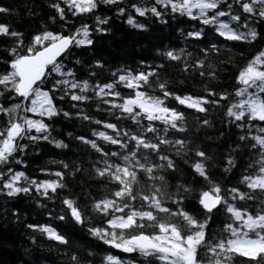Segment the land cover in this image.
I'll use <instances>...</instances> for the list:
<instances>
[{"label":"snow or ice","instance_id":"obj_1","mask_svg":"<svg viewBox=\"0 0 264 264\" xmlns=\"http://www.w3.org/2000/svg\"><path fill=\"white\" fill-rule=\"evenodd\" d=\"M46 7V22L27 42L22 32L0 23L5 64L0 71V195L27 197L38 208L59 201V212L48 209L50 219L70 221L110 248L143 258L107 254L103 264H237V258L239 264H264V47L237 68L232 93L208 87L219 78L220 66L231 63V57L223 58L228 42L264 40V0H148L131 4L130 13L124 0H46ZM104 8L117 17L128 13L126 23L139 32L148 26L137 17L178 31L184 46L169 39L135 67L117 66L109 80L98 83L96 70L107 63L98 37L109 38L112 30ZM9 11L0 6V14ZM187 22L197 26L178 27ZM169 66L183 74L180 83L198 76L203 94H177L167 77ZM91 102L111 119L87 115L84 106ZM216 108L224 109L222 123L236 129V141L222 150L219 164L210 146L191 135L211 126L208 113ZM73 116L103 129L74 137L89 151L86 162L53 161L60 167L42 168L45 179L18 170L24 166L20 157L39 141L68 148L50 129L56 118ZM178 161L188 165L186 173ZM214 167L231 174L235 184L214 177ZM77 176L81 187L73 195L68 180ZM97 181L112 187L97 196L90 183ZM256 200L262 203L255 211L245 207ZM10 218L19 221L15 205ZM217 221L220 227L214 229ZM23 227L68 250L67 236L52 226ZM68 264L91 262L73 253Z\"/></svg>","mask_w":264,"mask_h":264},{"label":"trees","instance_id":"obj_2","mask_svg":"<svg viewBox=\"0 0 264 264\" xmlns=\"http://www.w3.org/2000/svg\"><path fill=\"white\" fill-rule=\"evenodd\" d=\"M140 2L147 3L148 0H124V4L128 6L129 13L131 12V4ZM0 6L10 9L7 14H0V23L7 24L12 29L22 32L25 42L40 29L41 24L46 22L50 11L46 7V0H0ZM103 14L112 17L110 21L112 30L109 38L98 37L100 40L98 48L103 54L104 61H107L103 70H96L100 73L99 77L95 78L98 83L109 80L111 72L117 66L127 64L135 67L141 58L154 55L157 45L161 43L167 45L169 39H174L176 44L181 47L184 46V41L179 37L178 31L154 24L150 19L136 18L139 22L145 23L148 26L147 31L139 32L126 23L128 13L123 17H117L114 13L104 8ZM80 19L89 24L92 23V20L87 17H81ZM74 22L78 26L79 22L75 20ZM172 25L173 28L177 27L175 21H172ZM196 26L195 22H187L178 27L182 29L184 27ZM70 27L71 25H69ZM228 44L229 46L223 49V58L227 59L231 57V63L221 65L219 78L208 85V87L215 89L217 92H233L236 87L234 77L237 68L242 66L259 48L264 47V40L253 45L242 42H228ZM3 47L4 45L0 44V52H2ZM188 51L193 52L194 56L197 55L192 48H189ZM149 63H151L150 60ZM213 63H218V61H213ZM4 68L3 58L0 57V71H3ZM166 71L167 77L170 79L173 89L177 91V94H203V86L200 84L198 76L194 78L185 77L184 82L180 83L179 81L183 77V74L176 67L169 66ZM229 99H231V96H229ZM170 103L174 104L177 108H182V106L175 104V101H170ZM227 103V100L222 102L224 105ZM99 107L103 108L104 106L99 105ZM64 108L73 114L76 112V109H71L68 103H64ZM97 109L98 105L95 102L86 103L84 106L85 113L92 117L93 120L103 121L111 119L106 112ZM208 118L211 126L198 132L193 131L191 135L193 138L198 137L202 145L210 146V150L215 153L217 164H219L224 155L222 150L236 141V136L234 135L236 129H230L222 123L225 119L223 108H216L210 111ZM94 129L97 131L103 130L95 124L90 125L87 121L76 119L75 116H73V119L56 118L50 129L51 136L67 144L68 148L58 149L50 142L39 141L33 146L35 150H33V147H30L27 150V155L20 157L24 162V166H17L18 170L24 171L29 177L45 179L48 177L40 171L42 168L56 171L60 167V165L52 163L53 161H63L70 166L74 163L86 162L89 159V151L84 144L75 140L74 137L77 135L91 136ZM221 133H223L222 136ZM191 155L189 153L188 157H191ZM178 163L186 173L188 165L181 161H178ZM211 171L214 177L223 178L222 183L235 184L236 182L231 174H225L220 167H214ZM173 175H180V173ZM238 175L239 173H237ZM52 178L54 179L55 177ZM90 183H95L96 187L93 191L97 196L103 195L105 187H112L110 184L102 185L98 181ZM68 185L71 194L75 195L79 193L81 187L80 177L77 176L75 181L69 179ZM261 203L260 200L248 201L245 207H250L255 211ZM46 204V208H38L27 197L22 196L16 200H8L5 196L0 195V264H68V256L73 253H79L87 257V260L91 264H103V257L107 254H113L123 259L135 256L137 261L143 259L138 254L127 256L118 253L101 241L87 236L86 230L75 226L70 221L50 219L48 209H54L55 212H59L61 205L59 201H48ZM13 205L19 211V221L15 224L11 222L10 218V211ZM24 223L52 226L67 236L69 241L68 250L65 251L64 246H58L55 242L48 241L39 232L29 234V230L23 227ZM93 223L102 226L99 219L94 218ZM212 227L214 229L220 227L219 221L213 224ZM33 238L35 239V243L32 242ZM88 252H92L94 255L89 257L87 256ZM155 264H160V262L156 261ZM237 264H239V258H237Z\"/></svg>","mask_w":264,"mask_h":264},{"label":"water","instance_id":"obj_3","mask_svg":"<svg viewBox=\"0 0 264 264\" xmlns=\"http://www.w3.org/2000/svg\"><path fill=\"white\" fill-rule=\"evenodd\" d=\"M111 249H112V248H111ZM113 250H115V251H117L118 253H121V254H123V255H127V256L132 255V254H126V253L119 252L117 249H113Z\"/></svg>","mask_w":264,"mask_h":264}]
</instances>
